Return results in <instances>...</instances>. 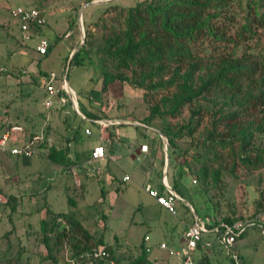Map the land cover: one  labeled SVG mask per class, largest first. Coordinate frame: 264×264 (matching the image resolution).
Instances as JSON below:
<instances>
[{"label":"rangeland","instance_id":"1","mask_svg":"<svg viewBox=\"0 0 264 264\" xmlns=\"http://www.w3.org/2000/svg\"><path fill=\"white\" fill-rule=\"evenodd\" d=\"M99 1L102 0H0V128L4 124L10 126L18 124L29 136H33V142L28 145L38 153H34L30 166L14 157L0 156L1 193L7 197V194L17 196V202L12 203L18 206L15 214L10 213V205L0 207V264H70V252L77 235L71 236L73 242L64 243L61 248L50 253L40 246L38 212L45 199L41 193V185L43 188L51 187L52 190L50 189L48 193L51 191V195L56 196L54 210L57 212L70 210L71 206L67 204V199L77 202L79 200L82 204L86 198L79 210L84 217L83 223L90 234L95 238L102 236L105 243L111 246L117 264H129L139 257L142 244L151 249L148 257L154 264H179L177 259L169 257L166 251L157 248L161 242L170 241L168 237L170 228L173 231L178 229L176 219L187 221L197 216L205 223H210L213 219L218 222L224 220L235 222L251 218L259 210H264V159L257 167L242 165L239 159L242 154L239 142L219 144L207 138L212 126L210 114L223 107L222 97L219 103L201 101L192 107L199 105L204 110L211 111L202 114L203 121L194 132L192 131L193 135H188L195 126V120L190 119L189 107H184L175 118L155 117L152 121L153 126L167 141L172 134L179 135L172 139L174 147L171 148L169 145L166 147L170 171L171 173L173 171L176 177L173 182L171 178L169 179L170 185L187 202V204L184 202L179 204L174 216L154 205L151 201L153 199L143 191L145 178L138 175V166L143 163L140 145L148 143V135H154L149 133L148 129L134 126L120 127L123 134L113 144L112 158L115 161L110 164L115 178H113L115 198H111V201L113 200L111 206L105 203L109 191H100L101 187L85 174V170L79 169V178L82 181L76 185L72 180L71 171L52 165L44 159L42 154L46 150L42 147L43 143L56 146L68 144L71 153L72 146L79 141L82 128L79 121L74 118L75 115L69 105L63 110L67 115L63 112L56 113V109H46L44 106L46 99L43 98L42 103L39 102L41 90L33 86L32 78L27 74L37 81L40 80L36 75L39 69L48 75L55 74L57 78L53 86L56 89L60 87L61 79H66L70 87L79 94V97L81 96L80 108L91 90H100L101 67L95 51H92L91 55L94 63L89 60V62L85 61L83 67L68 66L71 58L68 53L71 47L76 45L77 51L82 47V32L78 22L80 13L83 14L84 20L83 34L85 35L87 28L94 34V37L88 41L92 42L95 48L101 44V37L108 35V32L101 30L100 25H94L107 5H90L91 7L82 10L83 6L87 7L86 4ZM138 1L121 0L119 4L131 7ZM110 3L101 2V4ZM19 6L35 7L44 12L47 25L42 28L41 35L44 32L43 35L50 44L58 39L47 56L41 58L36 53L35 37L32 40L23 38L12 13ZM258 7L259 10H264V0H234L229 6L232 21L230 24L226 21L224 23L230 28V35L234 36L236 32L246 38L241 46L243 49L247 47L253 53L264 55V28H253L254 35L251 38L241 30L246 24L248 12ZM116 15L117 13H109L104 18L110 21L116 19ZM73 20L76 21V25L70 29ZM88 20L90 23L86 25ZM114 22L119 25L117 20ZM68 32L70 39L64 38ZM85 41L86 38L84 43ZM228 44L233 46L231 43ZM224 49L228 51L226 46ZM21 70L26 72L24 77L21 76ZM166 93L167 91L164 90L136 89L116 81L102 92L101 97L103 103L111 107L110 116H119L123 119L131 117L141 123ZM208 98L216 100L211 94ZM38 111L49 119L48 126L36 116H32ZM87 124L83 122V125ZM88 125L93 131L92 135L74 147L75 150H81L80 163L86 159L89 147L98 140L96 127L92 124ZM135 128L139 132H136ZM165 131L170 135L166 136ZM254 140L252 148L254 147L256 153L263 152L264 137H255ZM256 153L248 154L254 156ZM175 154H178L177 157ZM75 164L73 160V166ZM177 164L184 166L185 173L179 174ZM202 168H207L212 174L218 171V181L214 182L212 174L207 183L199 180L198 173ZM124 174L131 175L133 179L126 184L121 183ZM83 180L86 181L87 188L93 190L92 193L90 191L86 194ZM193 180L196 181L195 184L192 183ZM150 183L153 187L157 186L160 184L159 177L151 178ZM60 186L65 190H60ZM56 192L57 195H54ZM101 198L104 201H101ZM10 215L11 220L8 217ZM203 236L206 240L214 241L213 233ZM180 237L178 240L180 248L176 247L175 250L185 246V238ZM52 242H54L53 238L50 239L49 244L51 245ZM233 251L245 264H264V233L260 228L248 229ZM203 256L208 258L210 264H232L230 256L220 246L214 245L204 249L203 252L192 253L193 260L197 262ZM103 264L107 263L103 262Z\"/></svg>","mask_w":264,"mask_h":264},{"label":"trees","instance_id":"2","mask_svg":"<svg viewBox=\"0 0 264 264\" xmlns=\"http://www.w3.org/2000/svg\"><path fill=\"white\" fill-rule=\"evenodd\" d=\"M233 2L234 0H139L131 7L108 4L94 24L95 26L100 25L101 30L108 32V35L102 36L101 44L95 48V45L88 41L94 37V34L87 28L85 30L86 41L72 56L70 66L83 67L85 61L89 62V60L94 63L91 55L92 51H95L101 67V92H105L107 87L116 81L126 83L136 89L167 91L159 99V103L151 108L150 114L142 120L141 124L148 126L155 117L175 118L184 107H189L191 109L190 119L195 120V126L188 135H193L196 128L200 126L203 121L202 114L211 112L199 105L192 107L201 101L219 103L222 97L223 107L210 114L212 126L207 138L219 144L239 142L242 150L239 159L242 165L257 167L264 159V151L256 153L254 147L252 148L255 137H264V55L253 53L247 47L243 49L241 46L246 38L241 33L235 32L234 36L229 34L230 28L224 22L230 24L232 21L229 6ZM37 10L45 20V27L47 18L43 11ZM109 13H117V18L108 21L104 16ZM116 20L119 25L114 22ZM16 21L20 29V23L17 19ZM75 25L76 21L73 20L69 28L72 29ZM253 28H264V10H259V7L248 12L246 24L241 30L251 38L254 35ZM30 29L34 33L42 30V28L32 27ZM57 40L53 44L49 43L46 56L52 51ZM225 46L228 51L224 49ZM20 73L22 77L26 75V72L22 70ZM36 75L40 80L37 81L27 74L32 78L33 86L41 90L39 102L42 103L43 98L45 100L48 97L46 87L51 83V74L48 75L39 69ZM210 94L216 100L208 98ZM57 97L68 98L60 87L57 89ZM76 97L79 101H77L79 111L87 119L107 118L104 114H98L96 117L86 115L83 106L80 108L79 104L82 99H78V93ZM87 101L92 105L90 94L87 96ZM67 105L71 108L70 104ZM64 109L60 107L55 112L65 113ZM74 115L80 125L85 122L75 113ZM32 116H36L45 126L50 124L49 119L39 114V111ZM15 127L21 129L27 144L33 142V136H29L26 130L18 124L11 126L4 124L0 128V138L5 132ZM164 133L166 136L170 135L166 131ZM171 136L168 145L172 148L174 147L172 139L179 135L172 134ZM42 147L46 150L42 152V155L48 163L71 171L73 160L69 157L68 144L56 146L43 143ZM249 152L256 154L252 156L253 154L249 155ZM35 154L28 158L10 157L30 166ZM3 157H8V155ZM211 174L207 168H202L198 173L199 180L207 183ZM212 176L214 182H217L219 172L215 171ZM40 189L43 190L42 185ZM50 189L51 187L48 186L43 190L44 197ZM7 195L6 202L0 207L10 205V213L15 214L18 206L16 207L13 203L17 202V196ZM101 201L104 199L101 198ZM67 204L71 206L67 212H57L47 203L42 204L39 212L44 210V214L38 222L41 232L40 246L50 253L52 250L61 248L64 243L70 244L73 242L71 236L77 235V240L73 242L70 252V264H103V262L110 264L111 261L117 264L111 246L105 243L103 237L95 238L87 231L82 219L84 217L77 208V200L67 199ZM260 212L264 210L256 213ZM8 217L12 219L11 215ZM222 222L232 224L234 220ZM214 223L218 225L221 222L215 221ZM51 238L54 242L50 245ZM100 249L105 251L109 257L94 258L93 252ZM203 250L198 244L195 252H203ZM148 255L149 253L145 251L142 244L140 256L129 264H154L149 260ZM198 261H195L196 264H210L208 258L204 256ZM231 261L234 264L232 259Z\"/></svg>","mask_w":264,"mask_h":264},{"label":"built area","instance_id":"3","mask_svg":"<svg viewBox=\"0 0 264 264\" xmlns=\"http://www.w3.org/2000/svg\"><path fill=\"white\" fill-rule=\"evenodd\" d=\"M13 16L19 21L20 31L23 34V38L32 40L34 37L35 41V51L39 56H46L49 43L41 32L34 33L30 29L32 28H43L45 25V20L40 16L39 11L35 7H23L19 6L13 10ZM26 33H28L26 35ZM55 76L51 75V83L46 87V92L48 97L44 102L46 109L53 108L55 106L64 107L67 104L71 105L73 112L82 120L87 119L80 111L78 107L77 100L71 90V97L69 96L68 88L65 79L61 80L60 88L65 91L68 98H58L57 89L53 86ZM103 128L109 125H120L126 122H121L120 120H110L109 118H102L96 120ZM139 124V123H138ZM104 131V130H101ZM85 135H90L89 130L84 131ZM18 134H21V129L18 127L12 128L5 132L0 138V156H18V157H31L35 152L32 150L31 146L25 143L24 137L18 139ZM166 141V138H164ZM141 151L146 152L147 146H141ZM105 148L102 145H97L92 148L88 159L84 162L85 168L91 175L99 174V167L97 162L105 158ZM129 176H124L123 181H129ZM193 184L196 183L195 180L192 181ZM162 192L157 191L152 188L149 184L145 186V190L149 197L154 199L156 204L164 209L171 215H175L179 204L183 203V198L176 193L171 186L166 182V174L161 178ZM6 202V198L0 193V205ZM206 223L197 218L193 217L192 223L186 227L185 231V246L180 250H175L168 247L167 244L161 243L159 245L160 250H164L168 253L169 257H173L178 260L179 264H196L192 258V253L197 249L198 244L203 247L205 242H203L204 234L213 233L215 236V241L223 250L227 252L230 258L233 260L234 264H243L240 256L233 250L236 248L237 239L250 228H260L264 233V212L256 213L255 216L247 218L241 221H235L232 224H226L221 222L216 225L214 222L210 223V228ZM146 240V239H145ZM212 243H206L207 246ZM147 253H150L151 249L149 247H144ZM94 258H108L109 255L102 249L93 252ZM110 264H114L111 261Z\"/></svg>","mask_w":264,"mask_h":264},{"label":"crops","instance_id":"4","mask_svg":"<svg viewBox=\"0 0 264 264\" xmlns=\"http://www.w3.org/2000/svg\"><path fill=\"white\" fill-rule=\"evenodd\" d=\"M107 1L108 2H111L110 4H114V5H118L120 7H124V6H122V5L119 4V1H121V0H102V1H99V2H93V4H91V6L92 5H96V4L97 5H108V4H101V2L105 3ZM91 6L88 5L86 8H84V10L87 9L88 7H91ZM81 21H82V24H83L84 23L83 14H82ZM89 23H90V21L86 25H88ZM43 34H44V32H43ZM48 34H49V32H48ZM69 37H70V32H68V33H66L64 35V38L70 39ZM75 47H76V45L71 47V49H70V51L68 53L69 54V57L75 51ZM39 57L42 58V57H45V56H39ZM38 65H39V63H38ZM51 75H54L55 76V74H51ZM56 78L57 77L55 76V80H56ZM63 79H61V80H63ZM60 83H61V81H60ZM71 90H72V92H73V94H74V96H75V98L77 100L76 91L73 88H71ZM94 94H95V97H93ZM101 95H102V92L99 89L97 91L92 90L91 93H90V97H91V100H92V105H90V103L87 101V99H86L85 102H82V106L84 108V112L86 113V115H89L91 117L92 116L93 117H96V115H98V114L99 115L104 114V115H107V118H109L110 120H120L121 122H126V123L120 124V125H109L108 127H105V129H103V128H101L102 126L99 123L95 122L96 119L95 120L94 119L93 120L92 119L83 120V121H85L86 124L87 123L88 124H92V125H94L96 127V129H97V136H98L97 139L98 140L91 147H89L90 150H89V153H88L86 159L83 160V163H80L79 162V159L82 158L80 156L81 150H78V149L75 150L74 147L76 145L78 146V143H81L82 141L84 142L85 140H83V139L91 136L92 133H93L91 127L88 124L87 125H83V123H82L80 125L81 128H82V131L79 134L80 136L78 137V140L79 141H78V143H76L75 145L72 146L71 153L69 155V157L72 160H74V162H76V164L71 169V172H72V180L76 183V185H79L80 182L82 181L79 178V173H80V170L79 169L85 170V174L87 176H89L90 178H92L94 180V182H96L101 187L100 188V191H104V190L105 191H109L108 194H107V196H106L107 198L105 199V203L107 205H109V206L113 205V200L111 201V198H113V199L115 198V194L113 192V191H115V190H113L114 185H115L114 184L115 182L113 181V178H114L113 177L114 176L113 169L110 167V164L114 163V161H115L114 158H112L113 157V155H112L113 144H114V142L116 140H118V138L121 136V134H123V132H121L122 130H121L120 127H123V126H134V127H137V128L143 127L146 130L148 129L147 131L149 133L151 132V133H154V135H155V136L154 135L153 136L148 135L147 136V139H148L147 142L148 143H142L140 145V153H141L142 158H143V163H141L138 166V172H139L138 175L140 174V177L142 175L145 178V180H146V183L145 184L146 185L147 184H150L151 185V183H150L151 182V178H154V177L158 178L159 177L160 184H157V186H154V187L152 185L151 186L154 189H156L157 191L162 192V188H161V186H162L161 185V178H162V176L164 174H166V182H167V184L169 186H171L170 185L171 183L169 182V179L171 178V180L173 182V180L176 179V177H175V173L173 171L171 173V171H170L171 168H170V165H169V163H170L169 162V157L166 154V144L164 142V137L161 135V132L159 130H157L153 126L152 122L150 124H148V126H146V125H143L141 123L138 124V122L135 121L134 119H131V117L130 118L127 117V118H124L123 119V118H121L119 116H113V115L110 116L109 111L111 110V107H108V106H106L103 103V98L101 97ZM100 97L102 99H100ZM78 99L81 100V97H78ZM101 103H102V106H101ZM65 107L66 106H64L62 108L64 109ZM59 108H60L59 106H55L54 109H59ZM85 130H89L91 132V134L90 135H85V133H84ZM101 130H104V131H101ZM136 132H139L138 129H136ZM143 133H145V132H143ZM17 137H18L19 140L23 138L22 134H18ZM97 145L104 146V148H105V154L106 155H105V158H103V159H101V160H99L97 162V166L99 167V171H100L99 174L98 175H96V174L95 175H91V174L88 173L87 169L85 168L84 162L88 159V157L90 155V151L92 150V148L94 146H97ZM144 145L147 146V151L146 152H142L141 151V146H144ZM177 155L178 154H175L176 157H177ZM175 161H176V159H175ZM175 161H173V162H175ZM176 166H177V171L179 172L180 175H181V172H184L185 173L186 170H185V168H184L183 165L177 164ZM180 175L178 176L179 178H180ZM124 176H129L130 177V180L129 181H123V177ZM123 177L121 179V183H123V184H126V183L130 182L133 179L132 176L129 175V174H124ZM83 184H84L83 187L85 189L86 194H88L90 191H91V193L93 192V190L91 188H87V183H86L85 180H83ZM145 184H144V187H143V191L146 194L147 192L145 190V186H146ZM59 189L60 190H65L63 188L61 189V186H60ZM43 190H45V188H43ZM43 190L41 191L42 194H44ZM56 191H59V190H56ZM50 192L46 194L45 199H44V202L47 203L54 210V207H55V205H54L55 204V200L54 199L56 198V196H52ZM86 194H85V197H86ZM54 195H57V192ZM84 200L86 201V198ZM85 201L83 203H85ZM151 201L154 203V205L156 207L161 208L160 206H158L156 204V202L154 201V199L151 200ZM79 202L80 201L78 200V202H77V208L80 210L81 209V205L83 203L80 204ZM184 203L187 204V202H185V201H184ZM162 210H164V209H162ZM166 213L169 214L168 212H166ZM43 214H44V210H41L39 212V219H41L43 217ZM169 215H171V214H169ZM172 216H174V215H172ZM176 222L178 223V225H177L178 229L176 231H173V229H171V228L168 230V235H169L168 237L170 238V241H168L166 243L170 248H173V249H176V247L177 248H180V247H178L179 246V241L178 240L181 238L180 236H182V237L185 238L186 227L192 222V220L185 221V220H178V219H176ZM213 222H215L214 219H213L212 222L210 221V223H213ZM210 223H206V224L207 225H210ZM203 242H205V246L203 245V247H202L203 249L210 248V247H212L214 245L218 246V244L215 241V237H214V241H210V240L203 239ZM161 243H164V242H161ZM206 243H212V244L209 245V246H207ZM238 243H239V239H237L236 246H237ZM157 248H158V245H157Z\"/></svg>","mask_w":264,"mask_h":264},{"label":"water","instance_id":"5","mask_svg":"<svg viewBox=\"0 0 264 264\" xmlns=\"http://www.w3.org/2000/svg\"><path fill=\"white\" fill-rule=\"evenodd\" d=\"M102 3H103V2H102ZM91 4H93V3H88V4H86L85 6H88V5H91ZM84 8H85V7L83 6V7H82V10H83ZM81 19H82V14L80 13V14H79L78 22H79V26H80V28H81V32H82V42H81V44L83 45V44H84V40H85V35L83 34V28H82V21H81ZM76 52H77V50H75V51L73 52V54H72L70 57L72 58V56H73ZM71 58H70V60H69V62H68V66H70ZM65 82H66V85H67V88H68L69 96L71 97V88H70V85L68 84V82H67L66 79H65ZM164 142H165L166 147H167V145H168V143H167V139H166V141H164ZM166 150H167V149H166Z\"/></svg>","mask_w":264,"mask_h":264}]
</instances>
